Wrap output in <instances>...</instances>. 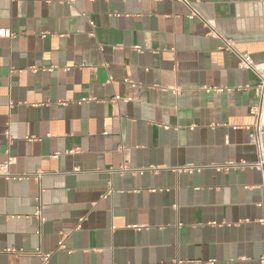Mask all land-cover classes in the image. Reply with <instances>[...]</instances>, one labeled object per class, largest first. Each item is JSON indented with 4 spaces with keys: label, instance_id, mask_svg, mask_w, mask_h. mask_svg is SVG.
I'll return each mask as SVG.
<instances>
[{
    "label": "crops",
    "instance_id": "obj_1",
    "mask_svg": "<svg viewBox=\"0 0 264 264\" xmlns=\"http://www.w3.org/2000/svg\"><path fill=\"white\" fill-rule=\"evenodd\" d=\"M239 54L264 0H0V264H260L261 175L217 168L257 160Z\"/></svg>",
    "mask_w": 264,
    "mask_h": 264
},
{
    "label": "built area",
    "instance_id": "obj_2",
    "mask_svg": "<svg viewBox=\"0 0 264 264\" xmlns=\"http://www.w3.org/2000/svg\"><path fill=\"white\" fill-rule=\"evenodd\" d=\"M191 14L189 15L190 18H193L194 15H197L198 12L195 10V8L191 7ZM93 24L92 22H90ZM207 24L211 26L210 22H206ZM226 49L228 50H233L234 46L230 44L229 42H226ZM240 58V65L242 67H247V68H252L259 76L260 78V83L258 85L260 93H261V100L259 105L253 107L251 109V113L254 116V122L251 125V130H250V141L256 146L257 150V160L252 163V164H246V163H235V162H227L223 166H217L219 169H227L230 167L236 168L239 166H250L252 168H255L261 175V183L259 184V189L262 194V201H261V206L264 209V67L262 65H255L250 58L249 55L246 54H239ZM115 98H118L117 96ZM6 135L8 139L10 138V134L7 131ZM15 158L8 154L6 151V158L0 162V177L5 178V179H15L16 177L10 172V166L14 164ZM128 167L126 164H123L119 169L121 172L125 171ZM195 169V166H188L186 170L188 171H193ZM41 173L36 174V179L40 180L41 178ZM113 192L111 186L107 188V190L102 194V198H107L108 196L111 195ZM34 216L39 220L40 223L44 221V217L42 216L41 213V207L40 204L36 206ZM264 221V220H263ZM59 247H62V243H59ZM5 251L7 252H20V253H25L23 250H14V249H6ZM33 255H37L41 258L43 264H46L51 252L49 253H43L41 252L40 248H37L34 252H31ZM260 264H264V253L259 259ZM185 262H178L177 264H184Z\"/></svg>",
    "mask_w": 264,
    "mask_h": 264
}]
</instances>
